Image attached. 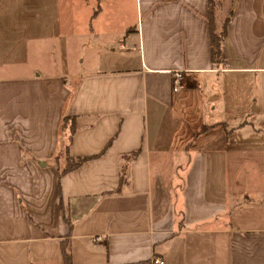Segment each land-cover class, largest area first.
<instances>
[{
	"label": "crops",
	"instance_id": "crops-1",
	"mask_svg": "<svg viewBox=\"0 0 264 264\" xmlns=\"http://www.w3.org/2000/svg\"><path fill=\"white\" fill-rule=\"evenodd\" d=\"M228 8L214 67L207 0H0V264H264V0Z\"/></svg>",
	"mask_w": 264,
	"mask_h": 264
},
{
	"label": "trees",
	"instance_id": "trees-1",
	"mask_svg": "<svg viewBox=\"0 0 264 264\" xmlns=\"http://www.w3.org/2000/svg\"><path fill=\"white\" fill-rule=\"evenodd\" d=\"M220 4V0H207V23H208V39L210 42V59L212 66L218 67L219 64L225 63V53H223V41L226 34V25L227 21L232 13V8H228L223 18L217 21V10ZM61 123L59 127V149L55 155L56 161L60 162L61 165L60 172H65L67 170H71L79 163L88 159L92 156H81L77 155V157L69 154L67 149L68 142L71 138V132L74 129V119L72 116L64 114L61 117ZM139 149V148H138ZM138 149L133 151L123 153L121 155L123 161L120 162V172L119 178L120 182L123 180V176L126 172L127 163L125 162L129 158L134 157L138 153ZM62 159V160H59ZM69 223V222H68ZM60 247H61V256L63 258L62 264H72V256L70 253V245L68 241V235L59 239ZM144 263H148V260H142ZM130 264V263H126Z\"/></svg>",
	"mask_w": 264,
	"mask_h": 264
},
{
	"label": "built area",
	"instance_id": "built-area-1",
	"mask_svg": "<svg viewBox=\"0 0 264 264\" xmlns=\"http://www.w3.org/2000/svg\"><path fill=\"white\" fill-rule=\"evenodd\" d=\"M181 77H182V72L179 70H175L173 73L172 82H171L173 91L179 90L180 87L182 86L181 82H180ZM153 262L155 264H163V260L161 258H159L158 256L153 258Z\"/></svg>",
	"mask_w": 264,
	"mask_h": 264
},
{
	"label": "rangeland",
	"instance_id": "rangeland-1",
	"mask_svg": "<svg viewBox=\"0 0 264 264\" xmlns=\"http://www.w3.org/2000/svg\"><path fill=\"white\" fill-rule=\"evenodd\" d=\"M227 11V9H224ZM226 11H224L226 13ZM219 19V18H218ZM218 21V20H217ZM219 22V21H218ZM76 47H74V50H75ZM78 48H76L77 50ZM68 63V62H67ZM66 62H63L60 66H63L64 68H70L71 66L69 64H67ZM84 63H78V66L79 67H83Z\"/></svg>",
	"mask_w": 264,
	"mask_h": 264
}]
</instances>
